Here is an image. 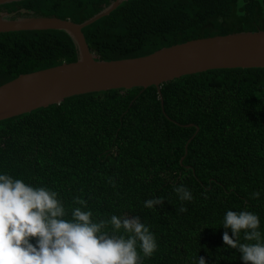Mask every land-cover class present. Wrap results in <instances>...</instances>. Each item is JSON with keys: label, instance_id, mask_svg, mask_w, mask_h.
Listing matches in <instances>:
<instances>
[{"label": "trees", "instance_id": "obj_1", "mask_svg": "<svg viewBox=\"0 0 264 264\" xmlns=\"http://www.w3.org/2000/svg\"><path fill=\"white\" fill-rule=\"evenodd\" d=\"M112 1L21 0L1 9L11 18L82 23ZM258 30L264 0H125L82 33L95 59L111 61ZM76 60L64 31L0 33V86ZM159 92L162 106L155 86L135 87L76 95L2 120L0 171L53 188L69 210L78 206L74 197L85 199L96 219L138 216L158 244L150 257L141 253L142 264H196L200 256L206 264H243L222 241V220L228 209H246L264 233V68L186 75ZM180 184L191 201L178 199ZM153 197L164 201L145 207ZM181 204L187 211H178Z\"/></svg>", "mask_w": 264, "mask_h": 264}, {"label": "clouds", "instance_id": "obj_2", "mask_svg": "<svg viewBox=\"0 0 264 264\" xmlns=\"http://www.w3.org/2000/svg\"><path fill=\"white\" fill-rule=\"evenodd\" d=\"M180 201H191V191L175 186ZM253 198H259L255 191ZM162 197L143 201L147 208ZM69 208L58 192L0 171V264H142L157 249L156 237L138 216L112 214L96 219L87 200L73 198ZM185 212L183 204L178 209ZM224 245L239 252L243 264H264V233L252 211H225ZM243 235L242 242L240 237ZM196 264H206L203 256Z\"/></svg>", "mask_w": 264, "mask_h": 264}, {"label": "water", "instance_id": "obj_3", "mask_svg": "<svg viewBox=\"0 0 264 264\" xmlns=\"http://www.w3.org/2000/svg\"><path fill=\"white\" fill-rule=\"evenodd\" d=\"M17 1L21 0H0V6ZM123 1L113 0L82 23L54 16L10 18L8 13L0 14V33L60 30L71 37L77 50L75 62L22 74L1 85L0 121L59 104L72 96L113 89L155 86L162 106L160 86L182 76L214 69L264 68L263 30L193 39L136 58L95 59L82 29L107 16Z\"/></svg>", "mask_w": 264, "mask_h": 264}, {"label": "flooded vegetation", "instance_id": "obj_4", "mask_svg": "<svg viewBox=\"0 0 264 264\" xmlns=\"http://www.w3.org/2000/svg\"><path fill=\"white\" fill-rule=\"evenodd\" d=\"M3 13H6V11L4 9H1V6H0V14H3Z\"/></svg>", "mask_w": 264, "mask_h": 264}, {"label": "bare ground", "instance_id": "obj_5", "mask_svg": "<svg viewBox=\"0 0 264 264\" xmlns=\"http://www.w3.org/2000/svg\"><path fill=\"white\" fill-rule=\"evenodd\" d=\"M7 13V12H6ZM9 17L11 16L9 13H8ZM11 18V17H10Z\"/></svg>", "mask_w": 264, "mask_h": 264}]
</instances>
